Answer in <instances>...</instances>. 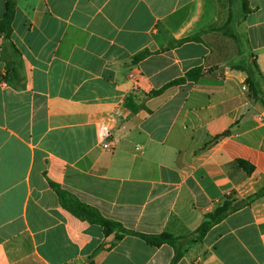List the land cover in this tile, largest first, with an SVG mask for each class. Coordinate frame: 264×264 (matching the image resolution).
I'll return each instance as SVG.
<instances>
[{"label": "crops", "instance_id": "obj_1", "mask_svg": "<svg viewBox=\"0 0 264 264\" xmlns=\"http://www.w3.org/2000/svg\"><path fill=\"white\" fill-rule=\"evenodd\" d=\"M11 1L0 264H171L174 247L107 236L58 187L127 230L185 237L228 196L264 186V105L239 68L257 63L264 100V0H248L249 13L239 0ZM197 68V81L153 95ZM184 250L178 264H264V196Z\"/></svg>", "mask_w": 264, "mask_h": 264}, {"label": "trees", "instance_id": "obj_2", "mask_svg": "<svg viewBox=\"0 0 264 264\" xmlns=\"http://www.w3.org/2000/svg\"><path fill=\"white\" fill-rule=\"evenodd\" d=\"M241 2L242 10L244 13H249V1L248 0H239ZM16 13V4L9 0L6 2V11L5 14L0 21V33L5 35V37L10 38L12 35V24L15 18ZM234 37V36H233ZM192 39H198V37H193ZM141 55L140 57H143ZM139 57V58H140ZM240 69L244 70L248 74V78L246 84L249 87V91L252 96L256 100H260L261 103L264 105V100L260 98L259 94L260 89L257 83L256 75H259V68L257 63H253L249 67H239ZM205 72L201 68L193 69L189 71L184 77L177 79L171 82L168 86L164 87L160 91L154 92L153 95H159L163 93L168 87L177 86L183 84L187 81H197L200 79ZM132 98L128 99L127 106L132 110V112H137L139 108H136L130 104ZM229 132L225 133L226 136ZM240 166L245 169L248 173H251L254 170V167L245 162L240 160ZM57 187V186H56ZM59 195L63 201V205L69 208L76 216L84 218L85 220L93 223V224H100L103 229L104 233L108 236L113 233L116 234L117 240H122L128 235H133L140 237L144 241L147 242L152 247H162L165 244H168L175 249V256L171 262V264H178L184 256V249L186 246L190 245L191 242L196 241H203L210 230L216 226L217 224L221 223L231 214L243 209L244 207L248 206L250 203L255 201L256 199L264 196V186L259 189L254 195L249 196L246 199H239L236 196H228L222 202L218 203L215 210L205 216V219L201 226L192 234L185 236V237H175L169 233H163L160 235H147L142 234L134 231L127 230L121 223L110 220L105 218L99 211L83 206L80 204H75L73 202L67 201V193L60 190L58 187Z\"/></svg>", "mask_w": 264, "mask_h": 264}, {"label": "built area", "instance_id": "obj_3", "mask_svg": "<svg viewBox=\"0 0 264 264\" xmlns=\"http://www.w3.org/2000/svg\"><path fill=\"white\" fill-rule=\"evenodd\" d=\"M139 75V70L137 68H134L132 70V76L137 77ZM103 149L106 150L109 153H112L115 149V144L112 141H108L107 143L103 144Z\"/></svg>", "mask_w": 264, "mask_h": 264}, {"label": "water", "instance_id": "obj_4", "mask_svg": "<svg viewBox=\"0 0 264 264\" xmlns=\"http://www.w3.org/2000/svg\"><path fill=\"white\" fill-rule=\"evenodd\" d=\"M217 69V68H216Z\"/></svg>", "mask_w": 264, "mask_h": 264}]
</instances>
